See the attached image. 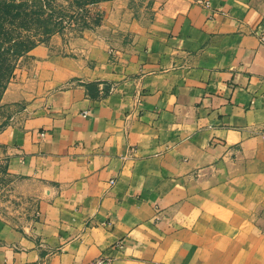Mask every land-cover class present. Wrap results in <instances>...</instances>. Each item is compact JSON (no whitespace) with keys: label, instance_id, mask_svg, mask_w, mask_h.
<instances>
[{"label":"crops","instance_id":"1","mask_svg":"<svg viewBox=\"0 0 264 264\" xmlns=\"http://www.w3.org/2000/svg\"><path fill=\"white\" fill-rule=\"evenodd\" d=\"M103 6L98 32L31 49L38 93L10 92L43 197L0 218V264H264V0Z\"/></svg>","mask_w":264,"mask_h":264},{"label":"rangeland","instance_id":"2","mask_svg":"<svg viewBox=\"0 0 264 264\" xmlns=\"http://www.w3.org/2000/svg\"><path fill=\"white\" fill-rule=\"evenodd\" d=\"M115 0H0V218L22 224L36 215L42 182L24 173L18 144L7 130L30 99L9 98L11 90L38 93L31 49L52 34L68 38L98 32L106 17L105 3ZM135 16H152L154 0H124ZM35 90V91H34Z\"/></svg>","mask_w":264,"mask_h":264},{"label":"built area","instance_id":"3","mask_svg":"<svg viewBox=\"0 0 264 264\" xmlns=\"http://www.w3.org/2000/svg\"><path fill=\"white\" fill-rule=\"evenodd\" d=\"M91 264H112V263L109 258L99 256L95 260H93Z\"/></svg>","mask_w":264,"mask_h":264}]
</instances>
